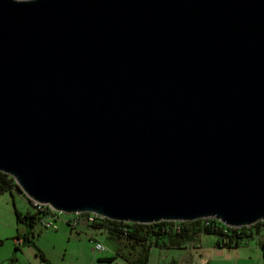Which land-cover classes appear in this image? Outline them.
Instances as JSON below:
<instances>
[{
  "label": "water",
  "instance_id": "95a60500",
  "mask_svg": "<svg viewBox=\"0 0 264 264\" xmlns=\"http://www.w3.org/2000/svg\"><path fill=\"white\" fill-rule=\"evenodd\" d=\"M0 172L63 213L264 222V0H0Z\"/></svg>",
  "mask_w": 264,
  "mask_h": 264
},
{
  "label": "rangeland",
  "instance_id": "374dc122",
  "mask_svg": "<svg viewBox=\"0 0 264 264\" xmlns=\"http://www.w3.org/2000/svg\"><path fill=\"white\" fill-rule=\"evenodd\" d=\"M26 198L15 189L0 192V264H168L171 259L175 260L174 264H262L255 238L246 239L232 250L217 248L216 235L201 233L196 242L201 247L196 252L188 247L166 250L153 243L149 246L154 240L151 236L132 248L128 246L133 242L131 239L123 237L115 242L108 238L106 227L87 226L84 221L75 227L69 226L65 222L69 213L54 209V226L45 227L38 220L29 227L18 221L16 215V212L25 215L36 211ZM262 234L257 237L263 238ZM96 241L108 245L107 253L112 259L98 260L104 253L93 250ZM145 255L147 260L143 262Z\"/></svg>",
  "mask_w": 264,
  "mask_h": 264
},
{
  "label": "trees",
  "instance_id": "16d2710c",
  "mask_svg": "<svg viewBox=\"0 0 264 264\" xmlns=\"http://www.w3.org/2000/svg\"><path fill=\"white\" fill-rule=\"evenodd\" d=\"M13 189L21 192L18 187L13 183L12 178L9 175L0 172V192L4 190ZM29 201V200H28ZM33 205V204H32ZM34 206V205H33ZM36 207V206H34ZM45 210H50L48 206H43ZM44 212L36 207L34 213L20 214L16 212L17 220L23 221L29 227L34 226V224L41 220V216ZM210 225L203 224V218L197 219L191 222H173V221H161L154 222L150 224L143 223H128L122 221H114L103 218V220L96 221L93 226L96 227H106L115 236H123L131 240L136 241H148L151 236L154 240L149 242L151 244H156L159 247H173L181 248L182 244L189 243L191 235L194 232L202 231L204 234H214L217 236V246L218 247H228V248H238L242 242L246 239H250L255 236H259L262 233V237L259 241L260 254L262 259V264H264V222L258 221L254 225L248 227L243 226L240 228L228 227L218 220L210 218ZM25 240L31 242V239L25 236ZM160 240V241H159ZM146 262L147 255H145Z\"/></svg>",
  "mask_w": 264,
  "mask_h": 264
},
{
  "label": "built area",
  "instance_id": "2783aa9c",
  "mask_svg": "<svg viewBox=\"0 0 264 264\" xmlns=\"http://www.w3.org/2000/svg\"><path fill=\"white\" fill-rule=\"evenodd\" d=\"M13 183H14V180H13ZM31 203L34 206L38 207L39 210H41L42 212H44L43 215L41 216L40 222L45 227L54 226L53 221L55 222V219H54V212H53V210H45V208H43V205H40V203H36V202H31ZM98 219L99 220H103L102 217H99V215H95V214H89V213H86V214H84V213H74V214H69V216L66 217L65 222L67 224H69V226L75 227L77 224H79L80 221H84V223L87 224V225H92L96 221H98ZM209 219L210 218L203 219V224L204 225H210V220ZM93 249L94 250H98L100 252V251H102L104 249V247H103L102 243L96 241L93 244Z\"/></svg>",
  "mask_w": 264,
  "mask_h": 264
},
{
  "label": "crops",
  "instance_id": "0c3cea01",
  "mask_svg": "<svg viewBox=\"0 0 264 264\" xmlns=\"http://www.w3.org/2000/svg\"><path fill=\"white\" fill-rule=\"evenodd\" d=\"M87 225V224H86ZM87 226H89V225H87ZM201 233H203L202 231H199V232H194L192 235H191V239H190V241H189V243H186V244H182V246H181V248H184V247H188V248H190V249H192V250H194V251H196V252H198V250H199V248L201 247V245L200 244H198V243H196L197 242V240H198V236L201 234ZM106 234H107V237L108 238H110L111 240H113V241H115V242H117V241H119L120 239H122L123 238V236H115V235H113V233L110 231V230H106ZM204 234V233H203ZM126 238V237H125ZM253 238H255L256 239V243H257V245H258V247L260 248V245H259V241H260V239H259V237H257V236H255V237H252V239ZM251 239V238H250ZM16 241H21L22 242V240L21 239H15ZM133 242L132 243H130L128 246H130V247H132V248H134V245H137V244H139L140 245V243H142L143 241H136V240H132ZM217 241H218V238L216 239V241H215V246L217 247V248H228V247H218L217 246ZM101 243V242H100ZM102 245H103V243H102ZM108 246V245H107ZM107 246H105V245H103V247H104V249H103V253L104 254H102V256H100V257H98V255L96 256V257H98V260L99 261H104V260H108V259H112L113 257H112V255H109V253H107L108 251H107ZM162 249H164L165 247H161ZM166 250L168 249V250H170V249H180V248H173V247H167V248H165ZM228 249H232V250H234L235 248H228ZM94 250V249H93ZM116 253V255H120V254H117L118 252H115ZM122 256H123V254H121ZM144 258H145V256H144ZM140 259V257L138 256V259L137 260H139ZM145 260V259H144ZM143 260V261H144ZM174 259H171L169 262H168V264H174ZM131 262V261H130ZM207 264V263H206Z\"/></svg>",
  "mask_w": 264,
  "mask_h": 264
},
{
  "label": "bare ground",
  "instance_id": "6f19581e",
  "mask_svg": "<svg viewBox=\"0 0 264 264\" xmlns=\"http://www.w3.org/2000/svg\"><path fill=\"white\" fill-rule=\"evenodd\" d=\"M43 206H47V205H43ZM49 207V206H48ZM50 210H53L51 207H49Z\"/></svg>",
  "mask_w": 264,
  "mask_h": 264
}]
</instances>
